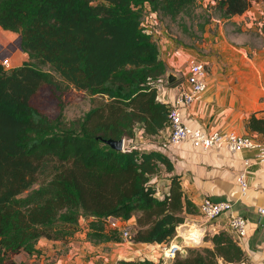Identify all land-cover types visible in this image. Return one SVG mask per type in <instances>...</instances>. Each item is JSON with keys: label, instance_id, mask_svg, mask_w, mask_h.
Listing matches in <instances>:
<instances>
[{"label": "trees", "instance_id": "obj_1", "mask_svg": "<svg viewBox=\"0 0 264 264\" xmlns=\"http://www.w3.org/2000/svg\"><path fill=\"white\" fill-rule=\"evenodd\" d=\"M196 1L0 0V27L20 33L28 55L14 68L0 61V264H22L14 257L40 254L43 239L69 243L81 219L89 221L88 240L100 244L115 240L110 219L127 224L140 214L132 242L169 245L187 217L200 214L178 176L167 195L156 196L152 180L161 166L174 172L165 153L120 151L106 143L134 138L138 124L151 136L169 126L170 107L159 100L156 86L168 70L143 22L149 10L172 20L190 15ZM258 1L218 5L232 17ZM61 82L100 97L78 122H66L60 99L56 116L33 105L42 89L56 92ZM247 127L264 136V118L257 113ZM204 242L212 247L190 248L170 264L247 262L229 232L207 234Z\"/></svg>", "mask_w": 264, "mask_h": 264}, {"label": "rangeland", "instance_id": "obj_2", "mask_svg": "<svg viewBox=\"0 0 264 264\" xmlns=\"http://www.w3.org/2000/svg\"><path fill=\"white\" fill-rule=\"evenodd\" d=\"M143 25L148 32H152L165 58L169 56L170 51V55L176 59L178 55L173 53L178 50L187 51L184 53V60H187V57L203 60L207 64L209 79L221 82L222 87L229 90V94L249 97L252 100L250 103L259 100L264 104V0L255 2L244 14L232 17H224L218 0H197L190 15L179 16L176 20L160 17L149 10ZM21 41L20 33L0 27V61L8 60V69L20 66L28 60V55L22 50ZM187 67L186 61L183 68ZM43 68L48 70L46 66ZM170 72L177 78L183 76L182 72ZM165 81L168 82V75ZM60 86L61 89L56 92L48 88L42 89L33 98V105L48 115L56 116L60 111L59 99L62 100L68 124L80 121L100 100V97H91L84 91L68 87L64 82H61ZM261 112H264V109ZM253 113L258 112L251 114ZM158 176L157 181L165 180L161 174ZM39 186L36 184L32 190L38 189ZM139 216L140 214H136V218ZM136 218L127 224H119L121 229H130L128 238L119 228L115 230L109 224L112 229L109 233H113L115 240L100 244L88 240L89 221L81 219L77 233L69 243L49 242L39 250L40 254H21L13 260L22 264H118L121 261L144 260L163 264V246H141L132 242ZM194 222L190 219L186 221L190 226H185L182 232L188 231L189 228L198 230V226H193L198 223ZM196 233L192 232L190 238L201 236ZM201 247L206 246L203 244ZM50 254L52 256L49 257Z\"/></svg>", "mask_w": 264, "mask_h": 264}, {"label": "crops", "instance_id": "obj_3", "mask_svg": "<svg viewBox=\"0 0 264 264\" xmlns=\"http://www.w3.org/2000/svg\"><path fill=\"white\" fill-rule=\"evenodd\" d=\"M185 52L187 53V51ZM185 52L178 50V52L173 53L178 55V59H176L175 56L170 55L172 54L170 51L169 56L165 58L160 47V57L165 62L168 72L177 71L183 74L182 77L178 78L180 80L178 84L168 85L158 91L159 100L164 103L167 99L174 100L178 88L186 82L188 67L183 68L187 61L183 58ZM228 91L222 87V83L218 80L209 79V87L203 94L202 100L187 110L185 120L206 131L227 129L257 135L248 129L247 120L254 111L258 112L259 117L264 118V112H261L264 109V104L259 100L250 103L251 98L234 96ZM170 134L171 129L167 126L157 135H147L143 126L138 124L133 141L142 150H156V146L168 139ZM163 153L172 161L174 172L167 173L165 166H161L160 174L165 177V180L157 181L159 174L152 180V184L157 188L156 196L162 199L167 195L171 178L178 176L181 179L185 197L190 199L198 209L207 198L214 202H231L233 213L247 219L250 224L248 238L238 243L247 256L246 264H264V213H261V210L264 211V164H253L248 169L249 191L246 195L241 193L237 184L239 174L245 169V160H254V152L244 150L233 154L227 149L204 151L194 148L189 143H181ZM189 219L191 222L196 221L194 223H198L193 224V226L204 227L207 233L211 235L221 231L229 232L227 229L228 216H222L213 222L206 221L200 214L199 216L190 215L186 221ZM183 226L189 227L190 224L185 223ZM197 233L196 235H198ZM49 242L51 241L45 239L39 241L37 249L42 250V247ZM203 244L206 247H212L210 243L204 242ZM140 245L153 246L154 244Z\"/></svg>", "mask_w": 264, "mask_h": 264}, {"label": "built area", "instance_id": "obj_4", "mask_svg": "<svg viewBox=\"0 0 264 264\" xmlns=\"http://www.w3.org/2000/svg\"><path fill=\"white\" fill-rule=\"evenodd\" d=\"M7 68L9 61L2 62ZM188 72L186 82L178 88L177 96L174 100L167 99L166 104L170 107L169 127L171 134L168 139L156 146L159 151H168L181 143H189L194 148L209 150L227 149L233 154L240 153L244 150L254 152V160H245V169L239 174L237 184L241 193L246 195L249 191L248 169L253 164H264V136L239 133L234 130L216 129L206 131L185 120V114L195 103L203 98V94L209 87V76L207 74V64L197 57L187 59ZM169 83L161 81L158 83V91L164 89ZM140 148L134 143L133 138L124 139L125 149ZM155 150V149H153ZM157 195V194H156ZM200 216L208 222L216 221L222 216H228L227 229L234 236L238 243L245 241L249 235V222L247 219L233 213L231 202H214L211 199H205L199 208ZM261 213H264L261 210ZM111 227L118 229L120 222L110 219ZM185 226L181 225L176 230V235L169 245L163 246V264L172 263L178 255L186 256L188 249L201 247L204 243L207 231L204 227H198V230L189 228L188 231L182 232ZM125 237H129L130 229L119 228ZM194 230V231H193ZM192 232H199L201 235L194 239L190 238ZM160 246V247H162Z\"/></svg>", "mask_w": 264, "mask_h": 264}, {"label": "water", "instance_id": "obj_5", "mask_svg": "<svg viewBox=\"0 0 264 264\" xmlns=\"http://www.w3.org/2000/svg\"><path fill=\"white\" fill-rule=\"evenodd\" d=\"M167 75H168L169 84H172L178 80L177 76L173 74L172 72H168ZM106 143L117 150H120V151L124 150V139H120V140L109 139L106 141Z\"/></svg>", "mask_w": 264, "mask_h": 264}]
</instances>
